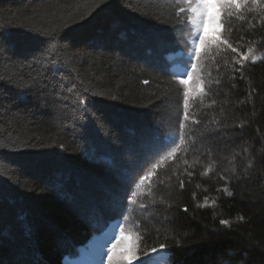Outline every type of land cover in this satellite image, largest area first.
I'll return each mask as SVG.
<instances>
[{"label": "trees", "instance_id": "trees-1", "mask_svg": "<svg viewBox=\"0 0 264 264\" xmlns=\"http://www.w3.org/2000/svg\"><path fill=\"white\" fill-rule=\"evenodd\" d=\"M187 3L0 0V264H109L119 226L113 264H264V0L208 25L185 120Z\"/></svg>", "mask_w": 264, "mask_h": 264}, {"label": "snow or ice", "instance_id": "snow-or-ice-1", "mask_svg": "<svg viewBox=\"0 0 264 264\" xmlns=\"http://www.w3.org/2000/svg\"><path fill=\"white\" fill-rule=\"evenodd\" d=\"M99 3H104V0H99ZM251 3L253 5H259V0H251ZM249 0H188L187 3V9L184 7H181L179 9V13H182L183 16L186 18L184 20L180 21V24L183 26H189V31L194 32L191 43L188 45L190 48V60L189 65L191 68V71L185 70L183 72H179V70L176 73H170L169 75L175 76L178 79V82L180 85L183 86V105H184V119H188V102L189 97L194 91L199 90L200 92L204 91L203 84L199 82V77L197 76V73L200 69V61L202 59L201 56V49L204 47H207L208 45L212 43H216L215 40H210L206 35V29L210 23H216L219 26H223L226 22L225 20H221L220 17H231L233 15V11H239L242 6L248 5ZM99 6V4H97ZM216 9L215 15L212 14V10ZM243 19V17H241ZM175 31V29H174ZM222 45H227L228 48L231 49L233 53L237 52V48L233 47L231 44L228 43L227 40L219 41ZM253 50L251 48L248 49V52H252ZM245 57L242 56V59ZM236 63L242 65V60H237ZM243 66V65H242ZM195 78V79H194ZM145 84H148L149 81L144 80ZM196 83V88L191 87ZM95 94V93H94ZM181 128H183V125H180ZM180 139L182 140L183 137L181 136ZM7 145L0 144V150L6 149ZM176 147H171V150L168 151V156L175 155ZM168 156L165 157V159L168 158ZM151 173H148V175H142L140 176V184H143L145 180L149 178ZM131 183H135L133 180ZM181 187H183V181H181ZM231 193H229L230 195ZM135 203V201H132ZM143 207V205H141ZM187 211V209H185ZM121 215H124L122 212ZM221 223H227L226 221H221ZM120 227V233L119 238L116 240V243L112 244V247H108V242L102 243L100 245V250L102 253L105 252L108 255L109 264H113V257L115 254V249L117 245L120 243L121 240L127 239L124 235L123 227ZM164 245H161V248H163ZM153 252H156V249L154 248L152 250ZM131 252L128 254V256L125 257V259L131 258ZM143 264H168V259L165 257H161L159 260L153 259V257H149L147 261H144Z\"/></svg>", "mask_w": 264, "mask_h": 264}, {"label": "rangeland", "instance_id": "rangeland-1", "mask_svg": "<svg viewBox=\"0 0 264 264\" xmlns=\"http://www.w3.org/2000/svg\"><path fill=\"white\" fill-rule=\"evenodd\" d=\"M197 75H198V73H197Z\"/></svg>", "mask_w": 264, "mask_h": 264}]
</instances>
